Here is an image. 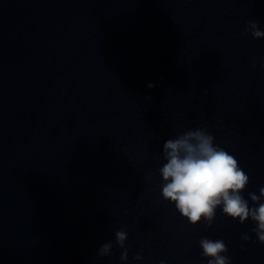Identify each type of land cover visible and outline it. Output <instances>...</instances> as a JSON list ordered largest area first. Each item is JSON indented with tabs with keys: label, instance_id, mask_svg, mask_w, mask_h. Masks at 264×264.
Instances as JSON below:
<instances>
[{
	"label": "water",
	"instance_id": "1",
	"mask_svg": "<svg viewBox=\"0 0 264 264\" xmlns=\"http://www.w3.org/2000/svg\"><path fill=\"white\" fill-rule=\"evenodd\" d=\"M250 21L264 31V0H0V264H208L204 238L264 264L251 218L193 225L159 172L167 140L204 129L258 206L264 38Z\"/></svg>",
	"mask_w": 264,
	"mask_h": 264
},
{
	"label": "clouds",
	"instance_id": "2",
	"mask_svg": "<svg viewBox=\"0 0 264 264\" xmlns=\"http://www.w3.org/2000/svg\"><path fill=\"white\" fill-rule=\"evenodd\" d=\"M251 35L256 39L264 38L256 21L249 22ZM154 85L149 84V87ZM149 99H151L149 97ZM166 163L159 169L163 180L162 197L175 206L177 212L193 225L211 222L219 210L231 219L244 223L249 218L256 223L254 229L258 241L264 244V187L260 195L250 193L251 200L258 206L251 207L242 194L249 183V176L240 167L230 152L215 143V137L204 129L188 131L163 145ZM116 243L124 247L127 233L117 231ZM248 239L247 236L243 237ZM202 256L208 264H232L231 257L223 240L201 239ZM113 244L104 243L99 255L111 254ZM127 252L120 259L127 261ZM141 259L140 256L136 257ZM163 264V262H161Z\"/></svg>",
	"mask_w": 264,
	"mask_h": 264
}]
</instances>
